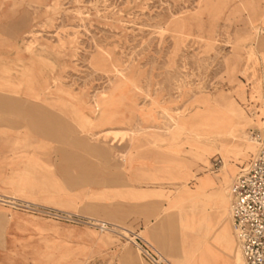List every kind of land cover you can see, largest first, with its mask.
I'll return each instance as SVG.
<instances>
[{"label":"rangeland","instance_id":"obj_1","mask_svg":"<svg viewBox=\"0 0 264 264\" xmlns=\"http://www.w3.org/2000/svg\"><path fill=\"white\" fill-rule=\"evenodd\" d=\"M257 129L264 0H0V264H197Z\"/></svg>","mask_w":264,"mask_h":264},{"label":"built area","instance_id":"obj_2","mask_svg":"<svg viewBox=\"0 0 264 264\" xmlns=\"http://www.w3.org/2000/svg\"><path fill=\"white\" fill-rule=\"evenodd\" d=\"M251 137L256 151L231 185V214L245 264H264V130H253ZM133 243L152 264H166L140 237Z\"/></svg>","mask_w":264,"mask_h":264},{"label":"bare ground","instance_id":"obj_3","mask_svg":"<svg viewBox=\"0 0 264 264\" xmlns=\"http://www.w3.org/2000/svg\"><path fill=\"white\" fill-rule=\"evenodd\" d=\"M229 109L237 117L242 115L241 111H239V109H237L235 106L229 107ZM243 147V152L247 153L251 148V145H243ZM234 165V163L226 158L221 167L222 180L218 177H213L210 174H206L204 177H198L197 186L199 188H204L210 185L215 186L217 180L220 184H222L223 182H228L230 173L233 171V169H235ZM184 186H188V183H186ZM229 210L231 215V218L229 217L230 220H228V223L221 225L220 231H218L216 234L212 231L207 216L200 213L197 214V212H190L184 217L186 227H190L192 229L195 227V230L196 226L198 228V230L194 233L197 236L195 237V243L192 246L193 250L186 253L187 257H197V264H210V256L211 254H214L217 257V261L215 264H245L240 245L236 240L234 241V245L232 246V248L227 250L228 254H231L233 256V261H224L222 258L223 255L220 253L221 251L218 248L219 246H221V236L227 233V230H230V232L233 231L231 205Z\"/></svg>","mask_w":264,"mask_h":264},{"label":"crops","instance_id":"obj_4","mask_svg":"<svg viewBox=\"0 0 264 264\" xmlns=\"http://www.w3.org/2000/svg\"><path fill=\"white\" fill-rule=\"evenodd\" d=\"M257 130H264V129H257ZM255 151H256V148H255ZM255 151H253V153L251 154V157L255 153ZM251 157H250V159H251ZM250 159L248 160V162L250 161ZM248 162L245 164V166L248 164ZM230 201H231V197H230ZM220 215L221 214H218V216L212 215L213 216L212 218H209V216H207L208 219H209V222H210L211 229H212V231L215 234L218 231H220V226L221 225H224V224L228 223V221L226 223H224V220H221V219L219 220V218H221ZM233 233H234V235H233ZM191 236H192L191 237V244L193 246V244L195 243V237L197 235L193 234ZM235 240L238 242L237 237H236L235 232H234V228H233V231L230 232V230H227V233H225L224 235L221 236V246L225 250V253H227V255H228V258H227L220 252L223 255L222 258H223L224 261H233V256L231 254H228L227 250L232 248V246L234 245L233 243H234ZM238 244H239V242H238ZM216 261H217V257L214 254H211V256H210V264H215ZM244 262H245V260H244Z\"/></svg>","mask_w":264,"mask_h":264}]
</instances>
